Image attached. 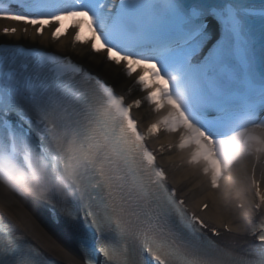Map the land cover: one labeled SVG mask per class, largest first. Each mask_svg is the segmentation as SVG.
<instances>
[{"label": "snow or ice", "instance_id": "1", "mask_svg": "<svg viewBox=\"0 0 264 264\" xmlns=\"http://www.w3.org/2000/svg\"><path fill=\"white\" fill-rule=\"evenodd\" d=\"M0 19L130 81L117 93L68 53L0 44V183L57 215L83 264H264V0H0ZM166 151L191 169L180 180ZM248 157L244 236H210L190 178L219 191ZM0 264L44 259L0 221Z\"/></svg>", "mask_w": 264, "mask_h": 264}, {"label": "bare ground", "instance_id": "2", "mask_svg": "<svg viewBox=\"0 0 264 264\" xmlns=\"http://www.w3.org/2000/svg\"><path fill=\"white\" fill-rule=\"evenodd\" d=\"M9 23L16 26V33L5 35L0 32V39H14L16 41H23L31 44H39L43 46H53L61 52H69L75 58L86 64L88 67L94 69L104 78L109 81H114L116 88L121 92L125 91L130 86V81L118 74L116 69L106 71L105 66L96 64L92 57L80 48V46L73 47L71 45L70 37H62L59 42L50 43V33L46 30L42 36H37L31 26H27L28 31L25 33L23 29L26 27L22 23H17L9 20L0 19V28L2 25H9ZM139 89L134 93V97H139ZM168 142L167 136H161L156 140L151 141L153 147L160 146ZM180 153L165 152L160 163L176 172L177 180L187 175L191 169L186 165L185 161L180 159ZM159 159V158H158ZM252 164V157H248L239 161L233 168L232 173L224 181L222 188L217 191L211 189L207 184H201L202 177H191L188 183V188L195 193L193 199L189 201L190 207L195 208L196 204L201 201H208L209 208L203 212H199L207 221L217 224L218 226H227L231 232H224V238L232 239L234 236H244V229L241 227V209L237 208L236 203L242 201L248 207L256 202L254 194L251 189L250 180L247 178L250 174ZM264 169V164H257L256 174ZM236 179L242 183V186L247 188V194L240 198L236 197L235 192L229 195L228 183L230 180ZM246 182V183H245ZM175 184L176 181H171ZM264 187V183L262 185ZM204 199V200H202ZM0 211H2L6 219L13 222L17 227L23 230L26 234L36 240L43 249L54 255L56 258L67 262H82L81 249L70 235V230L58 229L53 227L47 217L42 211L37 210L24 198L18 197L0 183ZM244 242L243 239L240 240Z\"/></svg>", "mask_w": 264, "mask_h": 264}, {"label": "rangeland", "instance_id": "3", "mask_svg": "<svg viewBox=\"0 0 264 264\" xmlns=\"http://www.w3.org/2000/svg\"><path fill=\"white\" fill-rule=\"evenodd\" d=\"M172 153V152H171ZM202 200H204V199H202Z\"/></svg>", "mask_w": 264, "mask_h": 264}]
</instances>
